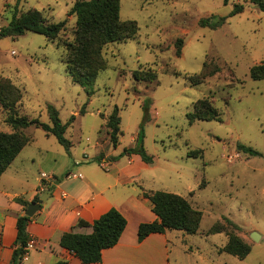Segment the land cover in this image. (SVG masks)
Masks as SVG:
<instances>
[{
    "label": "rangeland",
    "instance_id": "rangeland-1",
    "mask_svg": "<svg viewBox=\"0 0 264 264\" xmlns=\"http://www.w3.org/2000/svg\"><path fill=\"white\" fill-rule=\"evenodd\" d=\"M75 1L0 0V28L11 20L13 7L17 15L36 9L49 23L66 20L54 41L30 31L0 36V77L22 96L15 114L50 125L51 105L62 124L74 116L64 132L68 149L40 127L20 129L29 141L14 163L19 167L13 175L20 181L14 187L23 188L26 180L34 184L44 175H53L49 179L55 184L68 173L69 178L80 175L76 159L83 167L100 169L95 160L100 154L107 164L121 165L128 157L122 152L135 146L140 132L151 162L139 171L135 190L177 194L202 213L195 234L166 232L170 264H264V79L249 76L252 66L264 62V12L249 0H119L120 20L135 21L138 32L133 39L105 45L106 68L91 86L82 87L71 81L62 62V42L73 39L75 17L67 12ZM236 4L243 10L220 27L199 25L200 19L227 16ZM209 62L219 71L190 85L188 77ZM137 69L153 73L155 80L135 81L131 73ZM199 99L212 103L221 121L189 124L186 115ZM114 107L121 131L116 147L105 125ZM7 114L0 106V131L10 133ZM238 145L261 155L245 154ZM130 191L125 190L127 196ZM213 226L247 244L249 254L239 260L218 253L228 237L208 233ZM251 232L259 235L257 241Z\"/></svg>",
    "mask_w": 264,
    "mask_h": 264
},
{
    "label": "trees",
    "instance_id": "trees-1",
    "mask_svg": "<svg viewBox=\"0 0 264 264\" xmlns=\"http://www.w3.org/2000/svg\"><path fill=\"white\" fill-rule=\"evenodd\" d=\"M228 1L223 0V3L226 4ZM249 2L264 12V0H249ZM13 9L14 14L11 20L6 26L0 28L1 37L10 36L15 38L25 31H30L43 35L49 41H54L59 33L64 30L66 20L49 23L42 12L36 9L20 12L18 15L16 14V8L13 7ZM242 10L243 5L236 4L227 16L200 19L199 25L216 29L225 23L228 16L238 14ZM67 16L75 17V26L73 39L62 42L64 47L62 62L73 83L82 87H89L93 84L97 75L106 68L105 60L101 54L103 47L108 43L133 39L138 32V26L133 20H120L119 0H77L69 8ZM176 46V54L179 55V45L176 44ZM218 71L219 68L213 63H203L201 71L189 76L187 80L190 85H200L207 77ZM131 76L137 82L151 83L155 80L153 73L138 69L134 70ZM249 76L253 80L264 79V62L252 66L249 69ZM87 93L89 94V92ZM21 97L16 86L8 79L0 77V106L8 112L5 122L12 128L10 133L0 131V176L28 143V138L24 136L20 129L30 124L40 127L46 135H53L57 142L66 149L70 147V142L64 137V132L66 127L73 121L74 116H71L66 123L62 124L56 109L49 105L47 106V114L50 125L37 119L28 120L24 116L15 114V107L20 102ZM142 108L146 114L147 103H144ZM83 109L84 107L79 111V114L84 112ZM186 117L189 124L196 120L221 121L219 111L207 99H199L194 102L192 111ZM105 125L108 129L107 135L110 144L116 147L118 137L121 134L120 118L117 115L116 107L108 116ZM237 148L239 151L251 156L261 155L250 147L238 145ZM124 154L126 156L137 154L144 163L151 162V158L145 154L141 145L140 132L135 146L124 150L121 155ZM103 159V154H100L95 160L98 164L106 163ZM42 184L46 185L44 180ZM52 187V185H46V190ZM142 196L149 201L155 219L150 222L139 223L137 227V240L139 242L150 234H162L166 230H179L187 234L197 232L202 213L191 207L189 202L182 196L164 191L143 192ZM38 199L39 196H36L33 201ZM15 201L26 208L27 202L20 198H16ZM32 219L33 217L25 215H21L16 219V238L11 264H21L29 239L26 227ZM77 226L91 227V232L89 234H79L73 231L65 232L60 237L59 246L72 253L82 263L91 264L99 262L102 251L113 247L117 243L126 226V220L118 210L111 207L91 224L79 220ZM221 232L226 233L224 229L217 228V226L210 227L208 231L210 234ZM226 236L228 237L227 242L218 251L230 254L239 260L244 259L250 252L249 246L233 234L226 233ZM55 264H63V262L59 261Z\"/></svg>",
    "mask_w": 264,
    "mask_h": 264
},
{
    "label": "crops",
    "instance_id": "crops-1",
    "mask_svg": "<svg viewBox=\"0 0 264 264\" xmlns=\"http://www.w3.org/2000/svg\"><path fill=\"white\" fill-rule=\"evenodd\" d=\"M17 157L0 176V264H11L16 219L24 215L25 208L15 199L20 198L28 204L47 191L50 195L26 227L27 236L34 239L35 245L21 264H55L59 261L63 264H84L59 246L60 237L68 231L89 234L91 227H79L78 221L91 224L111 207L124 216L126 226L117 243L102 251L99 262L91 264H170L171 251L166 238L168 230L162 234H150L140 242L137 240L139 223L155 219L149 201L142 196L143 191L137 192L133 186L139 171L148 165L138 155L131 154L121 165L99 164L100 169L89 168L88 165L83 167L76 159L74 163L81 171L80 181L77 184L70 182L76 178H69L68 173L65 180L55 184L49 179L54 178L53 175H45L42 177L45 184L53 186L49 190L42 185V178H36L34 184L26 180L21 189L14 187L13 184L20 182L13 175L19 167L14 164ZM127 188L131 190L128 196L125 193ZM223 246L216 248L218 253ZM198 258L205 259L204 256Z\"/></svg>",
    "mask_w": 264,
    "mask_h": 264
},
{
    "label": "water",
    "instance_id": "water-1",
    "mask_svg": "<svg viewBox=\"0 0 264 264\" xmlns=\"http://www.w3.org/2000/svg\"><path fill=\"white\" fill-rule=\"evenodd\" d=\"M49 195H50V191H47L46 193L41 195L37 201L28 203L24 210V215L27 217H32L35 214V212H37L40 209L42 202H44ZM250 238L253 241H257L259 239V235L256 232H251Z\"/></svg>",
    "mask_w": 264,
    "mask_h": 264
},
{
    "label": "built area",
    "instance_id": "built-area-1",
    "mask_svg": "<svg viewBox=\"0 0 264 264\" xmlns=\"http://www.w3.org/2000/svg\"><path fill=\"white\" fill-rule=\"evenodd\" d=\"M102 164L104 165V163H102ZM44 176H45V175H44ZM71 177H72V178H80L81 175H75V174H72ZM34 245H35V241H34V239L29 238L28 241H27V244H26V247H25V253L23 254L22 259L26 257L28 251H29L32 247H34Z\"/></svg>",
    "mask_w": 264,
    "mask_h": 264
}]
</instances>
